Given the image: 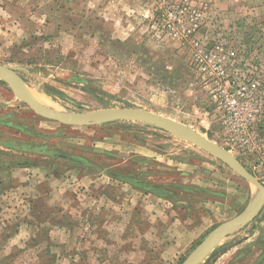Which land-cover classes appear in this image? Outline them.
I'll list each match as a JSON object with an SVG mask.
<instances>
[{
    "label": "rangeland",
    "instance_id": "obj_1",
    "mask_svg": "<svg viewBox=\"0 0 264 264\" xmlns=\"http://www.w3.org/2000/svg\"><path fill=\"white\" fill-rule=\"evenodd\" d=\"M0 64L60 112L138 107L182 122L264 184V0H0ZM18 163L101 179L48 206L43 183L30 182L31 198L29 181L11 176ZM96 194L105 209L92 208ZM255 197L253 185L171 132L45 119L0 78V264H58L59 245L44 244L57 223L89 240L63 245L66 256L81 254L67 264H179ZM199 264H264V206Z\"/></svg>",
    "mask_w": 264,
    "mask_h": 264
},
{
    "label": "water",
    "instance_id": "obj_2",
    "mask_svg": "<svg viewBox=\"0 0 264 264\" xmlns=\"http://www.w3.org/2000/svg\"><path fill=\"white\" fill-rule=\"evenodd\" d=\"M0 78L7 83L14 94L35 114L45 119L70 126H95L115 120H133L149 123L199 147L209 155L220 160L237 175L255 187L256 197L250 205L234 217L220 223L210 236L179 264L201 263L234 227L250 223L264 206V184L229 149L222 147L182 122L152 110L138 107H106L87 112H60L39 102L12 66L0 64Z\"/></svg>",
    "mask_w": 264,
    "mask_h": 264
},
{
    "label": "crops",
    "instance_id": "obj_3",
    "mask_svg": "<svg viewBox=\"0 0 264 264\" xmlns=\"http://www.w3.org/2000/svg\"><path fill=\"white\" fill-rule=\"evenodd\" d=\"M70 1H72V0H70ZM83 1H84V4L86 3L87 6L93 8V6H98V4H100L101 0H83ZM123 5H124V3H123ZM116 9H117V7H116ZM11 176L19 178L20 181H27V180L29 181L28 184H26L24 187L28 190L27 196L28 197L31 196V198L36 196V191L34 189L35 184H30V182H32V181L36 182L37 181V182L43 183L44 190L42 191L43 192L42 193V196H43L42 200L48 206H58V205L62 204L66 200V192L67 191L68 192L74 191V188H73L74 186H76L78 184H82V185H86V187H87V186H90L91 183H96L97 180L101 179V177H97V176L91 177V176H87V175H83V176H80L79 178H77V175L75 172L74 173L72 172L70 175H67L68 177L64 176V174L55 175L49 170L48 166H45L43 164H41V166H22V167L16 168V169L11 171ZM67 181H68V183L70 182V184L67 185ZM68 188H71V189L69 190ZM31 190L35 191V193H33ZM37 193L40 194L39 191H37ZM93 196L94 197L91 199L94 202V207H92V208L93 209H100V210L105 209L103 206L105 204L107 205L106 201H108V198L103 194H101V195L96 194ZM89 203H90V201H89ZM62 206H63V204H62ZM58 209H60V207H58ZM128 209H135V206L133 205L131 207H128ZM59 212H61V210ZM93 212H96V211H93ZM51 228H52V231H51L52 235L51 236H53V238H50L51 243H49L47 238H46L47 243H44V244H46L48 246L53 245V247H55L54 245H59V249H58V256L59 257L57 258L56 263L58 262V264H67V263H71V262H77L78 261V255H81V254L75 253V254H72L73 256L68 257V256H66L65 252L62 250L63 245H65L67 243L66 245H69V246L70 245L76 246V244L77 245L82 244L84 246L88 243L89 240L87 238L83 239L82 237L80 238V240H76L77 234L75 236L73 235V237H72V235L69 233V230L71 231V229H68V227L65 224L57 223V224H54L53 226H51ZM78 229L80 230V233H81L80 227H78ZM56 233L60 237V239H58V240L54 239V236ZM73 239L75 240L74 243H72ZM96 241L99 242V240H96ZM38 245H40V243H38ZM70 249L72 250L73 248L71 247Z\"/></svg>",
    "mask_w": 264,
    "mask_h": 264
},
{
    "label": "built area",
    "instance_id": "obj_4",
    "mask_svg": "<svg viewBox=\"0 0 264 264\" xmlns=\"http://www.w3.org/2000/svg\"><path fill=\"white\" fill-rule=\"evenodd\" d=\"M153 1H156V2H163V0H153Z\"/></svg>",
    "mask_w": 264,
    "mask_h": 264
},
{
    "label": "trees",
    "instance_id": "obj_5",
    "mask_svg": "<svg viewBox=\"0 0 264 264\" xmlns=\"http://www.w3.org/2000/svg\"><path fill=\"white\" fill-rule=\"evenodd\" d=\"M66 159L70 161V159H71V158H69V157H68V158H66ZM18 165H19V166H22V165H21V164H19V163H18Z\"/></svg>",
    "mask_w": 264,
    "mask_h": 264
}]
</instances>
